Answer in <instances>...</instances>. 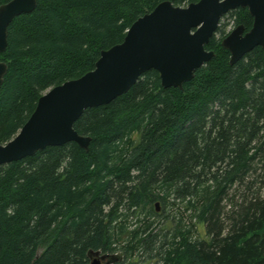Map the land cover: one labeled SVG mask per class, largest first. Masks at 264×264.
Segmentation results:
<instances>
[{
	"label": "trees",
	"instance_id": "16d2710c",
	"mask_svg": "<svg viewBox=\"0 0 264 264\" xmlns=\"http://www.w3.org/2000/svg\"><path fill=\"white\" fill-rule=\"evenodd\" d=\"M160 1L36 0L15 16L0 143ZM227 14L250 28L247 8ZM222 18L205 45L214 55L181 88L149 69L74 121L87 150L68 141L0 165V264H89L90 250L121 255L110 264H264V47L230 64Z\"/></svg>",
	"mask_w": 264,
	"mask_h": 264
},
{
	"label": "water",
	"instance_id": "95a60500",
	"mask_svg": "<svg viewBox=\"0 0 264 264\" xmlns=\"http://www.w3.org/2000/svg\"><path fill=\"white\" fill-rule=\"evenodd\" d=\"M35 5L36 0L0 4V53L6 48L9 23ZM237 7L247 8L252 23L246 31L244 25L237 24L221 39L222 47L229 51V63L255 46L264 47V0H197L185 6L162 0L130 24L122 41L101 50L93 69L48 88L38 97L17 133L0 143V165L68 141L87 150L90 137L79 134L74 121L85 108L107 104L127 92L149 69L157 71L162 87L181 88L214 55L205 45L221 17ZM6 70V63L0 60V86ZM98 253L90 250L88 255ZM105 257L107 262L117 259L116 254L104 253L90 264H99Z\"/></svg>",
	"mask_w": 264,
	"mask_h": 264
},
{
	"label": "rangeland",
	"instance_id": "374dc122",
	"mask_svg": "<svg viewBox=\"0 0 264 264\" xmlns=\"http://www.w3.org/2000/svg\"><path fill=\"white\" fill-rule=\"evenodd\" d=\"M185 5H187V4H185ZM185 5H181V6H185ZM227 14V13H226ZM228 15L229 14H227V15H225L223 18H222V21H227V20H229V25H227V27H226V29H227V33L234 27L233 26V22L231 21L232 19H230V16H229V18H228ZM216 35H218L219 36V33H216ZM46 91V90H45ZM237 201H239L238 199H237ZM228 208V207H227ZM136 217H137V214H131V215H129L128 216V218H127V223H129L130 225L131 224H134V223H136V221H137V219H136ZM195 233H193V235H194ZM119 251V250H118ZM119 254H121V253H119ZM122 257H121V255L119 256V257H117V259H121ZM132 258V257H131ZM105 259L107 260L108 259V257H105ZM125 257H124V255H123V260H121L120 261V264H128L129 263V260H130V257L128 258V259H126L125 261ZM153 262L154 261H150V262H148L147 264H153ZM146 263V261H145V259L144 258H142V257H140L139 258V261L137 262V263H134V264H145Z\"/></svg>",
	"mask_w": 264,
	"mask_h": 264
},
{
	"label": "flooded vegetation",
	"instance_id": "af4514ba",
	"mask_svg": "<svg viewBox=\"0 0 264 264\" xmlns=\"http://www.w3.org/2000/svg\"><path fill=\"white\" fill-rule=\"evenodd\" d=\"M99 251V250H98ZM102 254H104V253H101L100 251H99V253L98 254H92V255H88V257H89V264L95 259V258H99V256L100 255H102ZM108 260H106L105 258L104 259H100L99 260V264H110L109 262H107Z\"/></svg>",
	"mask_w": 264,
	"mask_h": 264
}]
</instances>
